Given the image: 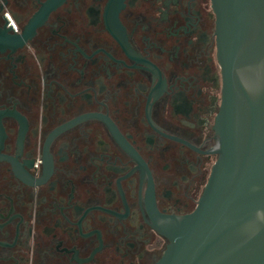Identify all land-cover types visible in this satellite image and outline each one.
<instances>
[{
  "label": "flooded vegetation",
  "instance_id": "flooded-vegetation-1",
  "mask_svg": "<svg viewBox=\"0 0 264 264\" xmlns=\"http://www.w3.org/2000/svg\"><path fill=\"white\" fill-rule=\"evenodd\" d=\"M211 0H0V264H154L216 159Z\"/></svg>",
  "mask_w": 264,
  "mask_h": 264
},
{
  "label": "water",
  "instance_id": "water-1",
  "mask_svg": "<svg viewBox=\"0 0 264 264\" xmlns=\"http://www.w3.org/2000/svg\"><path fill=\"white\" fill-rule=\"evenodd\" d=\"M222 77L216 159L194 209L158 215L154 264H264V0H211Z\"/></svg>",
  "mask_w": 264,
  "mask_h": 264
}]
</instances>
